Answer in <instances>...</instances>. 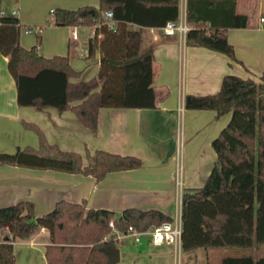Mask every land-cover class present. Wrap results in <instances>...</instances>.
<instances>
[{
  "label": "trees",
  "instance_id": "1",
  "mask_svg": "<svg viewBox=\"0 0 264 264\" xmlns=\"http://www.w3.org/2000/svg\"><path fill=\"white\" fill-rule=\"evenodd\" d=\"M236 0H186L185 33L188 44H201L236 58L224 30L247 23L246 13L235 10ZM112 11L114 26L103 21ZM179 16V0H99L98 6H58L49 20L56 24H92L95 34L87 40V54L99 51L96 75L70 80L77 75L67 54L46 56L36 45L20 42V22L12 13L0 15V51L16 85L21 105H52L72 109L87 126L97 123L100 106H155L153 52L141 49L146 25H163ZM208 24L200 33L198 26ZM37 41L40 39L36 33ZM264 76L255 80L233 72L224 73L214 92L187 94L186 107L230 111L228 122L211 140L215 161L202 185L186 187L181 194V248L236 246L264 243ZM38 146L0 150V163L53 168L92 174L100 179L109 170L141 165V158L105 148L79 151L50 142L34 123ZM33 201L20 198L0 205V264H14L13 242L48 230L44 247L47 264H110L107 247L114 239L109 220L118 229L128 224L145 229L171 215L158 207L127 206L119 212L105 207H86L84 201L58 199L54 206L34 214ZM118 264V263H113ZM220 264H264V254L228 255Z\"/></svg>",
  "mask_w": 264,
  "mask_h": 264
},
{
  "label": "crops",
  "instance_id": "2",
  "mask_svg": "<svg viewBox=\"0 0 264 264\" xmlns=\"http://www.w3.org/2000/svg\"><path fill=\"white\" fill-rule=\"evenodd\" d=\"M185 3L186 0H179L178 17L185 18ZM2 4L16 9L14 14L20 22L19 39L23 45L35 44L37 51L46 56L67 54L70 64L78 70L77 75L70 77L72 81L96 75L99 51L96 49L91 56L87 54L89 24H79L85 25V29L77 25V34L73 36V24H56L49 16L51 8L98 6L99 0H0ZM235 10L248 16L245 25L224 28L236 58L205 45L188 44L185 34L164 33L162 25L143 26L141 49L151 48L153 52L155 106H100L94 127L85 125L69 108L19 104L15 80L7 67V55L0 51V150L13 151L25 145L37 147L38 134L26 124L30 122L43 131L48 141L79 151L83 156L86 151L105 148L141 158V165L109 170L100 179L89 173L0 163V205L29 198L33 201L34 214L38 215L63 198L115 212L127 206L158 207L171 217H181L182 191L205 181L216 158L211 140L231 114L230 111L217 114L213 108L186 107L187 94L216 91L227 72L255 80L264 76V25L260 20L264 16V0H236ZM27 26L33 30H26ZM179 138L181 174L177 182ZM39 230L45 234L42 240L45 247L48 230L46 227ZM119 239L115 238L113 243L119 248L116 263L122 255L116 243ZM17 241L34 243L36 236L14 240V251ZM132 241L134 247L128 253L143 262L138 264L182 263L181 246L177 249L171 243L154 244L147 234ZM244 254L222 252L215 256L222 260L228 255Z\"/></svg>",
  "mask_w": 264,
  "mask_h": 264
},
{
  "label": "built area",
  "instance_id": "3",
  "mask_svg": "<svg viewBox=\"0 0 264 264\" xmlns=\"http://www.w3.org/2000/svg\"><path fill=\"white\" fill-rule=\"evenodd\" d=\"M183 1V0H182ZM54 8L50 9L52 12ZM16 9L12 8L10 12H7L5 9L0 8V15L5 13L14 14ZM260 20L264 25V16H260ZM103 21L106 22L109 26H114L115 20L112 16V11L110 9H105L103 12ZM98 23L89 24V37H92L95 34V26ZM76 26L73 25L72 35L76 36ZM189 24L186 22L184 17H178L177 19H167L162 25V30L164 33L172 34L176 31L181 34H185L186 30L189 28ZM26 30H33L32 27L27 26ZM198 30L200 33H206L209 31L208 24H202L198 26ZM181 140L179 138L177 145V161H176V178L177 182H180V174H181V162H180V146ZM109 225L111 226V232L105 234L103 238L107 239L112 237L113 239L121 237V236H131L134 241L140 240L141 236L147 234L148 240L154 244L160 243H171L177 249L181 246V228L182 222L180 216H175L170 219H164L158 223L152 224L151 226L145 229L135 228L132 224H128L125 229H118L115 227L113 219L109 220Z\"/></svg>",
  "mask_w": 264,
  "mask_h": 264
},
{
  "label": "rangeland",
  "instance_id": "4",
  "mask_svg": "<svg viewBox=\"0 0 264 264\" xmlns=\"http://www.w3.org/2000/svg\"><path fill=\"white\" fill-rule=\"evenodd\" d=\"M4 4H2L3 6ZM0 6L4 8L5 6ZM7 12H10L9 5L4 8ZM80 28H86L85 25L77 26ZM39 234V235H36ZM36 241L34 243H23L22 241H17L15 244V261L14 264H40L45 261L44 258V244H43V237L45 234L38 230L35 234ZM145 235V234H144ZM47 238V236H46ZM46 240V239H45ZM131 236H121L118 241H116L117 245L121 247V258L118 261L119 264H138L143 263L139 262L138 258L133 259V255L129 252V248H133ZM126 252V253H125ZM227 252L235 253V254H250L255 252L256 254H264V243L261 244L259 247L255 248H243V247H236V246H213V247H203L200 246L194 250H183L180 249L179 258L182 260L181 264H188V263H196V264H220L221 259L217 258L215 254ZM185 260H187L185 262Z\"/></svg>",
  "mask_w": 264,
  "mask_h": 264
},
{
  "label": "water",
  "instance_id": "5",
  "mask_svg": "<svg viewBox=\"0 0 264 264\" xmlns=\"http://www.w3.org/2000/svg\"><path fill=\"white\" fill-rule=\"evenodd\" d=\"M189 97L186 96V100ZM108 250V262L110 264L116 263V261L119 259V248L113 243H110L107 247Z\"/></svg>",
  "mask_w": 264,
  "mask_h": 264
}]
</instances>
